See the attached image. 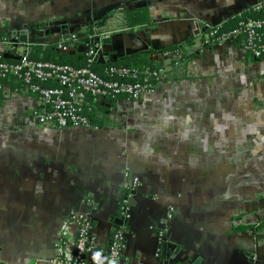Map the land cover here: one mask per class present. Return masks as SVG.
<instances>
[{
	"label": "crops",
	"instance_id": "1",
	"mask_svg": "<svg viewBox=\"0 0 264 264\" xmlns=\"http://www.w3.org/2000/svg\"><path fill=\"white\" fill-rule=\"evenodd\" d=\"M257 1L0 0V31L16 54L91 26L105 38L104 57L154 49L161 74L139 100L97 97L105 120L92 129L38 125L36 97L2 87V264H53L59 238L72 235L64 225L72 210L92 221L96 256L124 196L128 263L264 264V57L249 60L228 39L206 45L202 35ZM143 6L151 24L128 27L124 9ZM188 38L177 57L161 50Z\"/></svg>",
	"mask_w": 264,
	"mask_h": 264
},
{
	"label": "built area",
	"instance_id": "2",
	"mask_svg": "<svg viewBox=\"0 0 264 264\" xmlns=\"http://www.w3.org/2000/svg\"><path fill=\"white\" fill-rule=\"evenodd\" d=\"M251 9L264 11V0H258ZM210 27L207 39L216 37V40L221 42L225 39L230 40L231 36H240L243 38L240 45L245 51L256 56L264 52V17L242 20L239 27L223 36H218L217 30ZM77 37L74 33L63 32L58 37L61 41L56 48L63 52L72 51L78 43ZM104 39V37H88L83 52L86 64L80 67L31 59L29 53L16 54L12 46L14 41L0 39V42L8 44L6 51L0 50V90L2 79L14 77L26 87L27 91H31L37 99L32 117L38 125L51 128H96L90 123L86 114V109H90L89 98L93 102L99 96L139 100L154 91L155 85L152 80L161 76L160 69L151 70L148 67L138 70L109 66L103 69L102 74L94 71L93 63L97 59H105L102 55ZM7 59H15V61L9 62ZM42 82L55 85L43 86ZM129 185L137 187L138 179L132 177ZM119 204L118 217L128 220L131 209L128 197H121ZM171 216L170 211L168 217ZM64 225L66 231L70 228L72 235L64 240L63 237L67 236L64 232L59 238L52 259L53 264H131L123 260L126 245L125 222L119 224L120 228L113 225L108 244L96 256L92 255L95 249L92 221L86 214L72 210L66 215ZM158 241L162 243V233L158 234Z\"/></svg>",
	"mask_w": 264,
	"mask_h": 264
},
{
	"label": "trees",
	"instance_id": "3",
	"mask_svg": "<svg viewBox=\"0 0 264 264\" xmlns=\"http://www.w3.org/2000/svg\"><path fill=\"white\" fill-rule=\"evenodd\" d=\"M252 6L249 8L243 10L239 14L226 19L223 23L212 25L217 30L218 36L227 35L230 33L233 29L239 27V23L242 20H245L247 18H262L264 17V11H254L251 9ZM124 17L125 21L128 27L134 28L136 26H144L151 24L150 14L147 6L143 7H133V8H125L124 9ZM44 23H38L36 26V29H40L44 27ZM211 27H208L205 31H203V38L205 39L206 45H213L219 43L216 40V37H210V39H207V34L209 33V30ZM98 37L100 36L98 32H95L91 26L89 27V30L85 35H79L77 37L78 43H76L75 48L72 51L69 52H63L58 50L56 47L59 44L61 40L58 38L53 40L52 42H49L48 44H34L31 48V52L29 53V57L31 59L35 60H47V61H53L57 63H67L75 67H80L86 64L83 52L86 43H88V37ZM9 36L6 34V31H0V39H8ZM233 42L237 44H241L243 38L240 36H231L230 37ZM192 43V39L188 38L183 41L177 42V43H170L165 45L161 50L162 52H168V54L175 55L176 57L182 52V46H187ZM91 45V43H89ZM156 52L154 49H146V50H136L133 51L127 55L116 57L115 59L110 58V51H105V59H97L93 65L92 68L94 71L102 74V71L105 67L109 66H116V67H127L131 69H138L142 70L145 67H148L151 70H159L158 64L155 62V59L153 58V54ZM246 55L249 60H259L264 57V52H262L260 55H253L249 53V51H246ZM7 61L12 62L15 61V59H7ZM158 77L155 80H152L153 84L156 85L159 79ZM2 87L5 85H9L12 89L15 91L20 92H26L28 94H32L31 91H27L26 87L16 78L14 77H8L1 80ZM43 86L48 85H55L54 83H48V82H42ZM119 98H125V97H115V98H108L111 102L116 101ZM89 107L90 109H86V114L88 115L90 119V123L94 125H102L105 118L101 117L98 113H96V110H99L100 108L96 103L92 101L91 98H89ZM101 110V109H100ZM100 117V118H99ZM116 227H121V225L114 224ZM124 228H127L126 225ZM64 240H67L68 237L64 236Z\"/></svg>",
	"mask_w": 264,
	"mask_h": 264
},
{
	"label": "water",
	"instance_id": "4",
	"mask_svg": "<svg viewBox=\"0 0 264 264\" xmlns=\"http://www.w3.org/2000/svg\"><path fill=\"white\" fill-rule=\"evenodd\" d=\"M27 36V31H22V32H17V31H14L12 33V37H13V40L17 39H20V40H25ZM100 57H102V55L100 54ZM113 222L117 225L119 224H122L123 222L127 223L128 220H125V219H121L120 217H115L114 219L112 218ZM160 247L161 245L163 246V252L165 254V259L167 258V260L169 259V255H168V243L166 242V240L164 239L162 241V243H159ZM159 264H168V261H164L162 260L161 263ZM178 264V263H177Z\"/></svg>",
	"mask_w": 264,
	"mask_h": 264
},
{
	"label": "rangeland",
	"instance_id": "5",
	"mask_svg": "<svg viewBox=\"0 0 264 264\" xmlns=\"http://www.w3.org/2000/svg\"><path fill=\"white\" fill-rule=\"evenodd\" d=\"M121 18H122V16H120ZM116 19V18H115ZM115 19H113L112 21H113V23L115 24V25H117L118 24V22H117V20H115ZM109 24H110V22H109ZM106 28V27H105ZM72 33H75V32H72ZM167 60V59H166ZM165 60V61H166Z\"/></svg>",
	"mask_w": 264,
	"mask_h": 264
}]
</instances>
